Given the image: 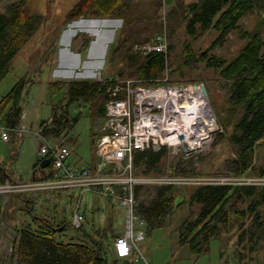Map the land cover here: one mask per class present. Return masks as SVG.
I'll use <instances>...</instances> for the list:
<instances>
[{
    "label": "rangeland",
    "instance_id": "374dc122",
    "mask_svg": "<svg viewBox=\"0 0 264 264\" xmlns=\"http://www.w3.org/2000/svg\"><path fill=\"white\" fill-rule=\"evenodd\" d=\"M18 1L0 2V12H6L12 3ZM80 1L28 0L26 2V12L30 15H40L42 24L30 42L17 55L9 74L0 83L1 102L19 81L25 80L26 82L22 100L24 112L20 127L25 126L28 131L22 138H19L16 133L8 132L10 140L4 141L2 127H0V163L15 181L32 182L34 176L38 174V172L36 173L38 170L34 172L33 167L43 141L35 133L40 130L39 125L42 121H52L53 107L56 106H62L61 110L58 109L59 115L67 114L69 117H80L79 121L71 127L69 133V139L73 140L67 144L73 149L71 163L79 167H89L95 158V139L100 134L106 120L99 110L101 106L105 107L106 95L98 93L94 102L82 100L88 106L83 103V105L78 104L67 108L68 112H66L64 107L69 98L66 94H54L50 89L48 90L49 82L74 80L95 83L97 82V71H101L103 77L117 75L118 77L124 76L123 78H128L132 71L127 60L121 59L119 56L114 58L113 55L114 48L124 37L126 19L112 16H85L73 21L81 22L80 24L72 25L73 22L70 21L69 16ZM136 1L138 4L144 5L149 13L153 11L154 0ZM183 1L189 3L195 0ZM169 8L171 9L170 6ZM172 14L164 5L159 11L158 21L147 23L151 29L158 24L163 27L147 33V36L158 33L162 28L166 30L169 37L170 55L168 68H166L163 78L171 85L192 83L206 86L214 116L215 131L210 141L189 157L186 156L183 149L177 153L174 150H168L162 165L163 173L155 176L166 177L171 174V176L182 177L190 174L195 178H224L227 182L240 181L247 182L242 183L245 185L264 187V177L257 175L259 169L264 166V141L256 150L257 170L252 171L248 176H238L233 171V160L237 157V147L230 143L227 137V134L232 132V128L226 130L227 134L222 135L223 133H221L225 129L220 125V118L230 108L228 98L232 81L220 77L205 62L193 65L187 63V51L193 50L197 54L206 52L218 38V33L214 30L202 33L199 30L195 35H191L187 32L184 24L179 22L178 17ZM257 22L259 19L256 16H246L241 21V27L251 30L257 27ZM108 24L110 26H106ZM115 31L116 35L113 39ZM152 38L153 36L150 40ZM244 43L245 41L238 31H234L211 54L233 59L238 55ZM136 44L138 43H135L134 46ZM120 73L123 75L119 76ZM65 132L63 133L65 134ZM184 168L187 174L181 173V169L184 170ZM139 171L136 168V174L142 176ZM173 186L186 193L195 187L174 184ZM143 187L146 188L142 191L141 200H147L156 193L159 186L145 185ZM12 195L13 193L10 192L0 194V207L2 206L0 264H20L13 251L19 234L16 231V225L23 227L22 225L27 221L32 222L30 213L17 210L25 207V203L19 200L13 201ZM32 196L35 199L29 196L28 200L33 201L35 213L42 214L46 218L71 221L74 210L80 207L81 211L86 214L84 225L89 232H92L93 227L98 230L106 228L110 223L111 215H114L115 233L120 235L124 232V210L116 202L105 197L93 193L87 195L81 192L74 193V191H36ZM182 201L179 198L176 204ZM199 210L200 205H191L188 199L183 201L180 206L176 207L175 212L163 228L154 230L147 235L145 241L140 242L145 261L128 263L122 259L117 264H264V244L256 245L255 239H250L249 236H245L243 241H240L242 231L236 224L234 216H232L231 227L229 229L225 227L221 237L210 242L208 253L204 255L191 254L189 246L180 243L178 228L186 220H194ZM251 224V219L247 216L244 219V228L251 227ZM72 237H78L75 229L68 232L66 239ZM109 264L116 263L110 261Z\"/></svg>",
    "mask_w": 264,
    "mask_h": 264
},
{
    "label": "trees",
    "instance_id": "16d2710c",
    "mask_svg": "<svg viewBox=\"0 0 264 264\" xmlns=\"http://www.w3.org/2000/svg\"><path fill=\"white\" fill-rule=\"evenodd\" d=\"M2 1L5 0H0ZM27 1L14 2L6 12H0V83L9 74L17 55L42 24L40 15H30L26 12ZM164 5L173 16L178 17L189 34L195 35L199 30L202 33L210 30L218 33V38L206 52L197 54L193 50L187 51V63L193 65L205 62L220 77L232 81L228 98L230 108L220 118V125L225 129L221 133L227 134L226 130L232 128L227 137L230 143L237 147L233 171L238 176L251 175L252 171L257 170L255 163L257 147L264 141V0H195L189 3L183 0L165 2L154 0L151 13L136 0H81L69 18L71 22L85 16L126 19L124 37L114 48V58L119 56L130 63L132 71L128 78L145 80V86H157L162 84L158 80L166 71V55L152 53L143 57L133 52V46L165 31L162 28L158 33L147 36V33L162 26L158 24L151 29L147 23L158 21L159 11ZM246 16H256L259 19L257 27L251 30L243 29L241 21ZM234 31H238L245 41L238 55L233 59H226L211 54ZM25 86V80L19 81L1 100L0 126L4 125L10 129L20 126L24 112L22 100ZM49 89L54 94L65 92L71 104L82 100L94 102L98 93H104L108 98V84L98 81L54 82L50 83ZM59 108L60 106L54 107L53 112L57 113ZM99 111L105 116L104 106H101ZM64 116L67 115L63 114V118ZM79 118L76 116L64 123L58 120L60 123L57 122V128L63 125L64 128H71ZM44 124L45 121L41 126ZM47 128V126L44 128L43 135L48 132ZM167 154L168 149L165 147L138 151L135 153V166L142 175L161 174ZM42 162L43 160H37L33 167L34 172L38 170L33 181L38 179L37 177L41 180L55 179L52 164L40 172ZM183 171H186L185 168L181 169V173L187 174V171ZM257 173L258 176L264 177V166ZM7 182L22 181L13 180L0 163V184ZM145 188L138 187L136 194L139 200V213L147 220L149 233L163 228L176 207L183 201L188 199L191 205H200L197 217L194 220H186L178 228L180 243L188 245L193 255L208 253L210 242L220 238L225 227L228 229L231 227L232 216L242 231L240 241L249 236L250 239H255L256 245L264 244V187L207 184L195 186L188 194L174 186H162L157 188L150 199L141 200ZM34 193L20 192L12 195L13 201L25 203V207L17 210L30 213V220L32 219L31 223L27 221L23 227L16 225L19 234L13 251L20 264H109L110 261L117 264L122 260L117 257L114 250V242L120 235L114 231L112 218L106 228L98 230L93 227L92 232L86 229L84 223L76 230L77 238L66 239L68 232L74 230L72 222L36 214L33 201L28 200L29 196L35 199L32 196ZM179 198L183 201L176 204ZM1 214L2 206L0 217ZM247 216L252 224L251 227L244 228V219Z\"/></svg>",
    "mask_w": 264,
    "mask_h": 264
},
{
    "label": "built area",
    "instance_id": "2783aa9c",
    "mask_svg": "<svg viewBox=\"0 0 264 264\" xmlns=\"http://www.w3.org/2000/svg\"><path fill=\"white\" fill-rule=\"evenodd\" d=\"M165 2V0H163ZM134 53L146 57L152 53L166 55L169 64L170 45L166 30L151 40L138 43ZM97 81L108 84L105 104V122L95 139L96 165L79 167L71 163V150L64 144H50L43 135L46 122L35 134L43 141L38 159L50 161L55 179L33 182H7L0 184V194L5 192H50L78 190L93 193L118 204L124 210L125 229L115 240L116 255L132 262L145 261L140 242L145 241L148 222L139 213L137 188L149 186H198V185H245L247 182H227L224 178H195L190 174L182 177L136 174L135 153L163 147L176 153L183 149L186 156L206 145L215 131V121L210 99L202 96L201 84H162L145 86V80L116 76L103 77L97 71ZM2 127V139L10 140L8 132L24 136L27 127L10 129ZM41 172V170H40ZM245 180V179H243ZM251 185V184H250ZM85 214L80 208L74 210L72 227L80 229L85 223Z\"/></svg>",
    "mask_w": 264,
    "mask_h": 264
},
{
    "label": "crops",
    "instance_id": "0c3cea01",
    "mask_svg": "<svg viewBox=\"0 0 264 264\" xmlns=\"http://www.w3.org/2000/svg\"><path fill=\"white\" fill-rule=\"evenodd\" d=\"M105 20V19H104ZM95 22H97V21H95ZM81 22H73L72 23V25H78V24H80ZM106 26H110L109 24L108 25H106ZM112 26V25H111ZM112 28V27H111ZM66 32H67V30H66ZM115 35H116V31L113 33V39H115ZM73 38V37H72ZM112 43V41L110 42V44ZM106 54V53H105ZM74 80H71V81H68V82H73ZM60 82H64V81H60ZM49 84H50V82L48 83V90H49ZM64 94H66L65 92L63 93V95ZM67 95V94H66ZM68 97V96H67ZM69 98V97H68ZM82 101H78V102H76V103H73V104H71L70 103V100H68V102L66 103V106L64 107V111H66L67 110V108H70V107H72V106H75V105H78V104H81V105H87V103H83ZM88 106V105H87ZM59 107V106H58ZM54 108V107H53ZM61 108H62V106H60V108H59V110H61ZM79 109V108H78ZM66 112H68V111H66ZM57 114V115H56ZM56 115V116H55ZM67 115V114H66ZM70 118H73L72 116L71 117H69L68 115L67 116H64V118H63V114L62 115H59V113H58V111H57V113H55V112H53V117L51 118V120H52V124H51V126L50 127H48L47 128V130H48V132L46 133V138H47V140L49 141V142H51L52 144H64V145H66V146H68L67 144H68V142L69 141H73L72 139H69V133H70V131H71V128L70 127H67V128H64L63 126H61V128H57L58 126L56 125L57 124V122H59V121H61V123H64L66 120H69ZM54 119V120H53ZM59 120V121H58ZM43 122V121H42ZM45 123H46V121H45ZM60 123V122H59ZM21 124V123H20ZM41 125H42V123L39 125V127H41ZM54 129H57V131H55ZM64 131H66L65 132V134L63 133ZM50 134H53L52 136L50 135ZM50 136V137H49ZM69 148H70V150H71V157H72V155H73V149H72V147H70V146H68ZM71 159V158H70ZM37 160H39L38 159V157H37ZM71 161V160H70ZM96 162H97V159H96V157L93 159V161L89 164V167H92V168H94L95 167V165H96ZM36 163V162H35ZM68 191H74V193L75 192H79L78 190H76V189H74V190H68ZM64 192H66V191H64ZM88 193H86L85 195H87ZM109 200V199H108ZM81 205V204H80ZM80 208V207H79ZM81 210V209H80ZM112 217H110L109 218V220H111V218L113 219V217H114V215H111ZM123 233V232H122ZM122 233L120 234V235H122ZM150 233L149 232H147V234H146V236L147 235H149ZM146 239V238H145ZM114 250H115V253H116V245H115V242H114ZM124 261H129V262H132L131 260H129V259H123ZM132 263H134V262H132Z\"/></svg>",
    "mask_w": 264,
    "mask_h": 264
},
{
    "label": "water",
    "instance_id": "95a60500",
    "mask_svg": "<svg viewBox=\"0 0 264 264\" xmlns=\"http://www.w3.org/2000/svg\"><path fill=\"white\" fill-rule=\"evenodd\" d=\"M201 89L203 90L202 96L206 99L209 100L208 92L206 89V86L204 84H201ZM50 165V161L48 159L44 160L41 164L40 170L46 169Z\"/></svg>",
    "mask_w": 264,
    "mask_h": 264
},
{
    "label": "bare ground",
    "instance_id": "6f19581e",
    "mask_svg": "<svg viewBox=\"0 0 264 264\" xmlns=\"http://www.w3.org/2000/svg\"><path fill=\"white\" fill-rule=\"evenodd\" d=\"M106 40V39H105ZM85 71V70H84ZM67 111V110H66Z\"/></svg>",
    "mask_w": 264,
    "mask_h": 264
}]
</instances>
